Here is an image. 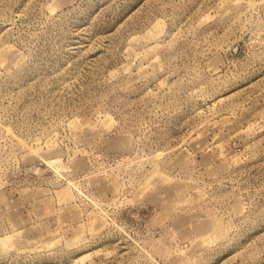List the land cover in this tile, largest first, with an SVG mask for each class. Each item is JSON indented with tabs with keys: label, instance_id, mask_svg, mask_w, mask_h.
Here are the masks:
<instances>
[{
	"label": "rangeland",
	"instance_id": "obj_1",
	"mask_svg": "<svg viewBox=\"0 0 264 264\" xmlns=\"http://www.w3.org/2000/svg\"><path fill=\"white\" fill-rule=\"evenodd\" d=\"M0 264H264V0H0Z\"/></svg>",
	"mask_w": 264,
	"mask_h": 264
}]
</instances>
